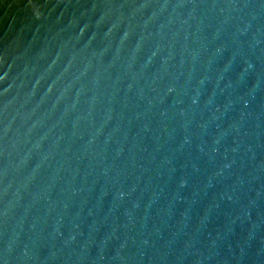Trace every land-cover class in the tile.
<instances>
[{"label": "water", "instance_id": "obj_1", "mask_svg": "<svg viewBox=\"0 0 264 264\" xmlns=\"http://www.w3.org/2000/svg\"><path fill=\"white\" fill-rule=\"evenodd\" d=\"M0 264H264V0H0Z\"/></svg>", "mask_w": 264, "mask_h": 264}]
</instances>
